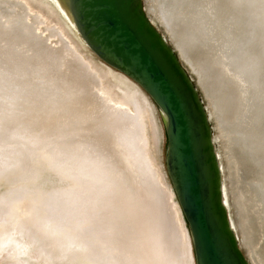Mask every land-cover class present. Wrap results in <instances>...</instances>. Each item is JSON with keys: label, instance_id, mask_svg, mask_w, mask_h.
Wrapping results in <instances>:
<instances>
[{"label": "bare ground", "instance_id": "obj_1", "mask_svg": "<svg viewBox=\"0 0 264 264\" xmlns=\"http://www.w3.org/2000/svg\"><path fill=\"white\" fill-rule=\"evenodd\" d=\"M145 2L208 99L225 200L264 264V0ZM149 104L56 0H0V251L28 236L44 264H194Z\"/></svg>", "mask_w": 264, "mask_h": 264}, {"label": "water", "instance_id": "obj_2", "mask_svg": "<svg viewBox=\"0 0 264 264\" xmlns=\"http://www.w3.org/2000/svg\"><path fill=\"white\" fill-rule=\"evenodd\" d=\"M86 49L138 85L160 110L166 178L195 264H251L225 200L224 168L199 85L151 19L146 0H56Z\"/></svg>", "mask_w": 264, "mask_h": 264}, {"label": "rangeland", "instance_id": "obj_3", "mask_svg": "<svg viewBox=\"0 0 264 264\" xmlns=\"http://www.w3.org/2000/svg\"><path fill=\"white\" fill-rule=\"evenodd\" d=\"M157 26L165 34V36H167V39L173 44L172 39L170 38V35L167 33V31L164 29V27L160 25V23L158 21H157ZM187 67L190 68L189 70H191L192 76H193L195 82H197V80H198L197 75L193 72L192 68L190 66H188V64H187ZM120 84H122V83H120ZM127 84L128 85L125 84L124 86L130 85L129 83H127ZM149 100L151 103V104H149L150 113H151L150 118H151L152 136H153V140H154V146H155V149L157 152L156 157L158 158V162L160 163V165L162 164L163 169H165V160H166L167 146H168L167 145L165 124H164L163 116H162L160 110L157 108V106L153 103V101L150 98H149ZM205 100L208 104V99L205 98ZM214 124L215 123L213 122V125ZM231 206H232V214L235 216V207H234L233 203L231 204ZM14 240H15V243L13 242L11 244L10 250L4 249V250L0 251L1 252L0 253V264H44L42 251L40 250L38 245L31 242V239L28 236H15L13 238V241ZM19 243H20V245H19ZM16 245H18V247H16ZM19 246L23 250V252L19 248ZM22 247H24V248H22ZM244 248H245V250H247L248 247L245 245ZM34 250H35V252H34ZM15 251L18 254H16ZM64 263H65L64 259L58 260V264H64Z\"/></svg>", "mask_w": 264, "mask_h": 264}]
</instances>
